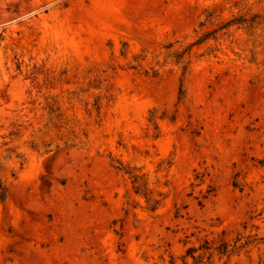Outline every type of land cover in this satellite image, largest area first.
Masks as SVG:
<instances>
[{
    "label": "rangeland",
    "instance_id": "1",
    "mask_svg": "<svg viewBox=\"0 0 264 264\" xmlns=\"http://www.w3.org/2000/svg\"><path fill=\"white\" fill-rule=\"evenodd\" d=\"M3 189L0 264H262L264 0H0Z\"/></svg>",
    "mask_w": 264,
    "mask_h": 264
},
{
    "label": "trees",
    "instance_id": "2",
    "mask_svg": "<svg viewBox=\"0 0 264 264\" xmlns=\"http://www.w3.org/2000/svg\"><path fill=\"white\" fill-rule=\"evenodd\" d=\"M247 20H239L238 18H235L234 20H231L230 22L226 23L224 26H230L234 23L243 24L246 23ZM183 92L181 91V94ZM127 173H131V177L133 178V183L135 186V191L137 194L147 196V193L143 191L142 185L140 184L141 177L132 174L131 171H127ZM5 198V189L2 190L0 193V199ZM159 205V201L153 200V204H150L148 209L149 210H155L157 206ZM241 240V238L237 239L235 244L232 246L228 242L221 241L218 245H214L208 240H206L202 245L199 247H189L186 250V253L182 257L183 264H216L215 258H218V260H222L223 257H228L229 259L231 256L236 253L240 252L242 249L248 248L250 245L255 243L257 239L248 240L240 245H237L238 242ZM189 259L192 260V262H189ZM264 264V262H260ZM224 264H229L228 261H226Z\"/></svg>",
    "mask_w": 264,
    "mask_h": 264
}]
</instances>
